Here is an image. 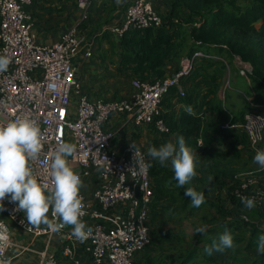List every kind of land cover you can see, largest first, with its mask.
Instances as JSON below:
<instances>
[{
    "label": "built area",
    "instance_id": "2783aa9c",
    "mask_svg": "<svg viewBox=\"0 0 264 264\" xmlns=\"http://www.w3.org/2000/svg\"><path fill=\"white\" fill-rule=\"evenodd\" d=\"M33 0H0V55L11 58L8 70L0 73V124L22 117L38 121L43 134V149L39 159L31 167L39 182L50 183L49 152L61 142L76 146L73 156L68 157L73 170L82 179L96 174L99 186L93 191V203L80 192L85 215L81 220L91 228L89 238L81 243L72 234L71 227L62 229L65 243L63 255L80 261L75 256L76 244H81L89 257V264H133L134 256L150 243L151 203L154 197L150 169L142 165L149 163L147 151L141 147L140 155L134 160L132 143L122 150L114 147L113 140L123 126L135 124L144 126L156 120V126L167 132L168 127L159 117L162 99L171 87H176L184 96L186 89L182 79L191 74L197 61L221 59L223 56L196 50L187 56L178 70L154 83L132 79L134 90L126 98L115 100L93 99L83 92L75 69V60L80 54L93 56L94 43L88 40L81 24L90 18L93 0H77L81 12V23L64 32L53 44L38 42L34 32L35 20L27 10ZM162 19L151 1L135 0L125 12L120 25L108 27L112 33L121 36L129 28L159 26ZM240 75L250 78L252 65L236 56ZM124 116L120 128L107 129L105 125L113 115ZM225 128H240L247 136L253 150H261L264 141V112L251 110L240 123L231 120L223 123ZM261 169V168H260ZM248 173L239 184L235 196L255 199V206L264 204V188L260 176ZM95 203V204H94ZM5 218H0V232L8 236L3 242V258L9 254L11 229L9 222L25 230L33 238L53 235L45 225L30 226L25 213L18 210V202L10 197L0 202ZM50 218L51 210H50ZM243 218L248 220L244 215ZM41 264H58L54 254H45Z\"/></svg>",
    "mask_w": 264,
    "mask_h": 264
},
{
    "label": "trees",
    "instance_id": "16d2710c",
    "mask_svg": "<svg viewBox=\"0 0 264 264\" xmlns=\"http://www.w3.org/2000/svg\"><path fill=\"white\" fill-rule=\"evenodd\" d=\"M75 1L77 2V0ZM167 1L170 10L165 13L158 11L153 3L162 19L159 26L132 27L121 36L112 33L108 27L103 29L102 33L105 37L112 34L116 35L119 40L121 46L118 62L119 71H131L134 77L154 83L172 75L167 74V65L170 62H177L176 71L180 67L181 59L184 56H191L198 49L209 54L223 56L230 61L238 56L252 65V72L249 77L254 88V96L251 101L247 102L246 107L233 116L231 121L240 123L244 120L245 114L251 110L264 112V0ZM87 21L81 24L82 31H85ZM88 36L86 33L87 39ZM226 68V63L221 59H201L197 61L192 74L182 79V84L184 82L183 86L186 89L184 96L179 94L176 87L169 89V92L163 96L162 110L165 101L175 97L187 106H191L193 112L188 115L184 109L179 115H170L163 110L159 117L167 125V132L158 129L156 120L144 126L132 124L134 130H131V133L137 137L142 135L143 130L149 131L150 137L145 145L135 144L143 147L146 151L150 146L159 148L161 144L166 142L178 144L177 137L183 135L195 155L196 171V175L190 183L184 188H179L176 186L177 181L174 179L170 161L165 166H161L158 161H152L149 157V163L153 165L150 168V176L154 187V197L148 222L151 240L143 249H147L148 254L138 258L133 264H213L204 255L200 243L204 242L205 246L211 245L213 240L218 239L216 234L199 236L196 241L191 240L186 247L184 244L187 242L184 238L172 234L173 231L168 239L170 243L168 247L153 237L158 225L165 226L166 221L169 223L182 221L189 213L200 209L205 204L215 208L218 214L223 217L220 226L222 225L225 229H245L260 232L255 223H251L241 216L237 215L231 219H225L226 214L232 212L228 211L227 207L223 205L222 207L212 201L211 189L205 183L206 176L200 174V154L196 152L200 150L199 142L202 140L203 146L213 148L207 157L205 170L216 176V183L221 181V187H228L231 181H237V173L252 170L250 173H253L252 176H260V186L264 188V170L260 167L259 169L249 168L247 167L248 163L242 161L244 149H250L251 156L255 154V150H252L243 131L240 128L223 127V121L227 118H224L223 121L220 117L218 120L206 118V108L212 112L214 110L222 111L223 104L218 96V90L226 73ZM200 78L205 84L203 86L207 87L205 91L201 87ZM191 79L193 83L198 82V85L192 83V88L186 86ZM133 90L131 82V93ZM196 95L200 96L197 97ZM121 117L124 119L123 115ZM171 136L174 138L171 139ZM124 138L125 134L117 132V136L113 140L114 147L122 150L131 143L123 140ZM239 145L243 147L239 148ZM260 148L264 150V141ZM187 187H193L198 192L204 193L205 202L199 208L192 207L191 199L185 196L184 190ZM231 200L244 207L235 195L231 196ZM1 214L5 217L2 212ZM160 214L164 217L162 220L158 217ZM262 217L264 218V210ZM233 239L234 243H238L242 241L243 237L233 236ZM153 251H155L154 255ZM261 260V263L264 264V254Z\"/></svg>",
    "mask_w": 264,
    "mask_h": 264
},
{
    "label": "crops",
    "instance_id": "0c3cea01",
    "mask_svg": "<svg viewBox=\"0 0 264 264\" xmlns=\"http://www.w3.org/2000/svg\"><path fill=\"white\" fill-rule=\"evenodd\" d=\"M134 1L135 0H119V3H117V0H93L89 8L90 18L86 23L85 31H83L88 33V40L91 39L94 43L93 56L84 57L83 54H80L75 60L74 65L76 69V75L78 80L81 82L83 92L88 94L90 98L115 100L126 98L131 95V80L134 76L131 71L121 72L118 69V62L120 59L119 53L121 48L119 40L116 35L111 34L105 37L102 32L106 27L120 25L123 23L125 20L126 8ZM145 1H151L154 3L157 10L162 13L168 12L170 10L169 2L167 0ZM27 10L33 14L35 20L34 32L37 36L38 42L42 44H53L58 39H60L64 32L74 27L76 24L81 23V12L75 0H33L30 5H27ZM185 58L186 56L181 59L179 63L180 66ZM232 60L235 62L236 57H234ZM176 64L177 62H170L167 65L168 75L175 73ZM234 64L236 66L237 63ZM232 81L235 84L242 83L243 86H246V88L236 90V93H228V89L231 90L233 88ZM192 83L193 80L191 79L189 82H187L186 86L192 88ZM193 84L198 85V82H194ZM200 84H202L201 87L203 88V91H205L207 87L203 86L205 84H203L202 78H200ZM249 91H251L252 94ZM196 96L199 97L200 95ZM218 96L222 100V111L214 110V112H212L206 108V118L218 120V117H220L222 121L224 118H227L223 121L226 122L231 120L234 115L238 114L244 107H246L248 101L253 99L252 96H254V88L250 78L248 79L240 75L239 69L236 70V67L231 69L228 64L226 73L218 90ZM185 106L187 105L184 102L173 97L170 100L165 101L163 104V110L170 115H179L185 109ZM122 121L123 117H121L120 114H115L105 126L107 129L116 130V128H120L119 126ZM131 130H134L132 129L131 123L122 127L119 133L121 132V134H125V138L123 140L142 145H145L149 140L150 133L146 129L143 130V133H141L142 135L140 137H137L134 133H131ZM173 138L174 136H171V139ZM199 143L200 150L196 153L200 154V174L206 176L205 183L210 189L220 188L221 181L219 180V182L216 183V176L205 170L207 157L210 155L213 148L203 146L202 140H200ZM242 147V145H239V148ZM225 150H228V148H225ZM250 151V149H244L242 151V161L248 163L247 167L252 165L251 161L254 158V154L251 156ZM254 152L256 154V151ZM259 167L260 166L258 165V167L255 169H259ZM250 171H242L237 173L236 177L241 176L242 179V177ZM82 181L83 187H81L80 192L84 193L87 199L93 203V191L99 186V179L96 174H91L89 176L82 177ZM235 182L237 183L236 180L231 181L228 185L236 184ZM223 198H225L224 195ZM229 204L231 206L230 208L227 207V210L231 211L232 213L229 212L226 214L225 219H231L237 215L243 217L245 213H248L249 215L250 212L254 211L251 213V217L253 219H251L249 216L247 221L255 223L260 232H253L251 230L245 229H229L232 236H242V241L234 243V247L232 249L225 250L223 253H221L222 256L211 260V263L262 264L261 257L263 254H259L257 252L256 240L260 234L264 233V218L262 217L264 204L261 206H255L251 210H246L243 206H239L232 200ZM206 207L213 208L206 206L205 204L198 210L202 212V210ZM194 212H191V214ZM48 215L50 218V212ZM188 215H190V213ZM158 217L161 220L164 218L162 214L158 215ZM0 218L6 219L3 217L1 212ZM222 219L223 217L218 214L217 218L211 217L210 219H207L204 224H201L208 227L205 235L216 234L219 237V235L225 230L222 225L220 226V221H222ZM184 220L172 223L166 221L164 229L166 235L169 229H175L176 223L183 222ZM214 222L218 223L215 225ZM8 223L12 232V242L8 252L14 257V260L18 264H41V261L44 257V252L45 254H54L58 259V264H75L73 259L66 258L63 255V247L65 243L63 234L55 233L53 235H41L39 237L33 238L22 228L9 221ZM70 227L71 226H67L68 229ZM203 236L204 235H202V237ZM202 243L205 244L204 242ZM152 253L154 255L155 251ZM147 254V249L138 252L134 256L133 263L138 258L145 257ZM74 257L80 261V264H89V257L83 250V246L81 244H76Z\"/></svg>",
    "mask_w": 264,
    "mask_h": 264
},
{
    "label": "clouds",
    "instance_id": "9594fccd",
    "mask_svg": "<svg viewBox=\"0 0 264 264\" xmlns=\"http://www.w3.org/2000/svg\"><path fill=\"white\" fill-rule=\"evenodd\" d=\"M119 3V0H117ZM11 58L0 55V73L8 70ZM191 106H185V113L191 115ZM43 134L37 120L30 117L16 118L7 123L0 124V202L6 196L10 202H18V210L25 213L27 222L34 228L41 224L53 233H60L66 226H71V234L81 243L85 242L91 228L86 226L81 217L83 211V198L80 189L83 181L69 163L68 157L73 156L76 146L69 142H61L49 152L50 183H41L36 178L31 162L39 159L43 149ZM177 143L166 142L159 148L150 146L147 155L152 161H158L165 166L170 161L174 172L177 187L184 188L196 175L195 155L186 143L183 135L177 137ZM134 160L140 155V150L133 142ZM254 162L264 170V150H257ZM152 163L143 164L144 170L150 169ZM185 196L191 199L192 207L199 208L205 202L203 192L193 187L184 190ZM241 203L246 209L255 207V199L242 196ZM2 210V205H0ZM51 210V217L49 212ZM196 234H205L207 226L201 225L195 230ZM8 241V236L0 232V244ZM257 252L264 254V233L256 240ZM234 247V239L230 230L225 229L218 239L211 245H206L204 252L211 256L215 252L223 253ZM0 264H12L10 258H3V247L0 246Z\"/></svg>",
    "mask_w": 264,
    "mask_h": 264
},
{
    "label": "rangeland",
    "instance_id": "374dc122",
    "mask_svg": "<svg viewBox=\"0 0 264 264\" xmlns=\"http://www.w3.org/2000/svg\"><path fill=\"white\" fill-rule=\"evenodd\" d=\"M234 63H237V62L236 61L234 62V60H232L229 63V66L231 67V69H233V67H236V70H238L239 69L238 63L236 64V66ZM237 67H238V69H237ZM232 83H233V88L231 90L228 89V91H227L228 93H230V92L236 93L237 92L236 90L246 88V86H243L242 83L235 84L233 81H232ZM226 122H228V121H226ZM254 156H255V154H254ZM251 164L252 165L249 166L250 168H252V167L257 168L258 167V164H256L254 162V158L252 159ZM248 173H250V172H248ZM247 174L244 175L242 177V179H241V176H238L236 184H230L228 187L223 186L220 188L211 189L210 197H212L211 198L212 201L220 204L221 206L223 205L224 207L230 208L231 205L229 203H231V196L235 195L236 189L238 188L239 184L244 180V178H246ZM223 195L225 198H223ZM246 210H249V209H246ZM252 212H254V211H252ZM252 212H250L249 215H248V213H245V216L247 218H249V216H250V218L253 219L251 217ZM217 216H218V212L216 211V209L206 207L202 210V212L200 210H198V211L188 215L183 222L176 223L175 229H172V228L169 229L167 231V235H166V232L164 231L165 226L164 225H162V226L158 225L157 229L155 230L153 237H155L158 241H162L161 243H165V245L168 247L170 245L168 239H169V237H171V232L173 231L174 234H176L180 238H184V240L187 242L184 244V247H186V246H188V243L191 240L195 241L197 239V237H199V236L202 237V234H196L194 230L197 227H199L201 224H204L207 219H210L211 217L217 218ZM214 223L216 225L218 222L217 223L214 222ZM203 235H205V234H203ZM178 243H179V241H178ZM180 243H182V242H180ZM201 247H203L202 249L204 250L205 245L203 243H201ZM203 253H204V255H206L204 251H203ZM206 256H207V258H209V260H213L215 258L222 256V254L220 252H215L211 256H208V255H206Z\"/></svg>",
    "mask_w": 264,
    "mask_h": 264
}]
</instances>
